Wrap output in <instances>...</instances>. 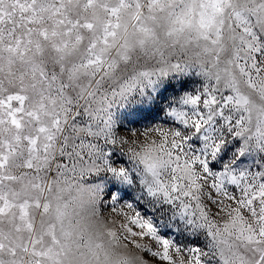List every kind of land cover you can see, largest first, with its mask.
Masks as SVG:
<instances>
[{"label":"snow or ice","instance_id":"1","mask_svg":"<svg viewBox=\"0 0 264 264\" xmlns=\"http://www.w3.org/2000/svg\"><path fill=\"white\" fill-rule=\"evenodd\" d=\"M0 264H264V0H0Z\"/></svg>","mask_w":264,"mask_h":264},{"label":"rangeland","instance_id":"2","mask_svg":"<svg viewBox=\"0 0 264 264\" xmlns=\"http://www.w3.org/2000/svg\"><path fill=\"white\" fill-rule=\"evenodd\" d=\"M106 220L107 217H105V219H100L99 217L93 218V220L91 221V226L94 230L103 232L107 226ZM117 251H122V249H117Z\"/></svg>","mask_w":264,"mask_h":264}]
</instances>
